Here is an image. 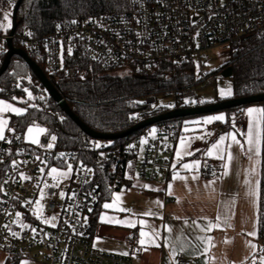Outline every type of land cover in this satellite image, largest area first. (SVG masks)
Wrapping results in <instances>:
<instances>
[{"label":"built area","instance_id":"built-area-1","mask_svg":"<svg viewBox=\"0 0 264 264\" xmlns=\"http://www.w3.org/2000/svg\"><path fill=\"white\" fill-rule=\"evenodd\" d=\"M263 34L264 0H127L122 11L77 17L57 25L42 38H33L26 30L18 39L29 56L44 60L45 71L51 76L61 73L68 79L83 78L85 70L68 65L69 58L77 54L102 67L106 74L120 76L140 73L165 61L193 63L202 83L211 85L215 78L203 74L209 66L202 63L204 51L226 47L233 54L248 38ZM194 86L174 91L180 96L167 112L202 106L200 100L195 105L185 102L197 96ZM144 104L137 123L160 108L156 95L145 97ZM231 121L242 122V118L234 116ZM174 133V125L162 122L147 127L142 138L124 145L85 139L88 154L84 157L79 150L34 145L7 134L0 141V164L5 165L12 154L16 156L0 184V247L9 255L42 259L48 264H132L129 256L93 246V219L103 199L98 174L112 172L116 180L119 176L126 180L132 165L139 181L168 176L173 169ZM68 165L72 166L69 179L54 186L58 175L51 169L67 172ZM43 187L46 213L58 218L55 227L36 217V200ZM128 244L135 247L137 239L131 238ZM176 264L192 261L178 253Z\"/></svg>","mask_w":264,"mask_h":264},{"label":"trees","instance_id":"trees-1","mask_svg":"<svg viewBox=\"0 0 264 264\" xmlns=\"http://www.w3.org/2000/svg\"><path fill=\"white\" fill-rule=\"evenodd\" d=\"M17 2L18 0H0V13L5 8H10L13 12ZM126 6L127 0H24L18 10V28L13 44L17 49L26 50L23 42L18 39L26 30L29 31L31 37L42 38L54 31L57 25L67 24L77 17L89 18L104 13L118 12L124 10ZM6 52L7 46L4 43V50L0 51V67ZM30 57L51 79L61 96L69 102L76 116L91 130L103 134L121 133L137 124L140 118L139 112L146 107L142 102L145 97L170 94L174 91L180 92L186 86L203 82L193 63L165 61L152 69L120 76L106 74L102 67L82 55L75 54L69 58L68 65H77L86 71V75L83 78L68 79L61 73L51 76L45 71L42 58L33 55ZM229 66L233 68L231 79L234 96L232 98L263 94L264 34L248 38L242 47L232 54L231 60L224 64L218 72L221 73ZM25 89L32 92L33 98L29 103H23L26 108L24 114L11 117L7 134L20 137L31 126L41 125L46 129L42 138L44 143L50 137L55 136L57 148L79 150L83 157L86 156L88 153L85 139L93 142L99 140L88 137L75 124L48 95L26 62L20 56L15 55L9 68L0 77V99L20 103L19 100L27 96L28 91ZM261 105L264 109V102ZM244 108L227 110L229 114H232L225 127L227 130H229L232 117H243ZM166 112V109L160 107L152 113L146 114L145 117L151 118ZM187 118L163 122L175 126L176 142L182 134V128ZM146 129L133 132L126 138L114 140V143L124 145L138 140L142 138ZM15 156L16 153L12 154L5 165L0 164V184L8 164ZM94 156L93 152L91 157ZM214 167L216 166L211 161H203V177L213 176ZM219 168L221 169V167ZM98 182L103 192L102 202H104L111 200L113 193L125 185L127 180L123 176H119L118 181L116 175L109 172L98 174ZM258 239L264 242V132L260 169ZM21 259L20 255L12 254L9 255L6 264H19Z\"/></svg>","mask_w":264,"mask_h":264},{"label":"crops","instance_id":"crops-1","mask_svg":"<svg viewBox=\"0 0 264 264\" xmlns=\"http://www.w3.org/2000/svg\"><path fill=\"white\" fill-rule=\"evenodd\" d=\"M0 101L23 109L22 114L26 111V108L18 103L4 99ZM15 115L17 114L14 112H0V118L7 121L4 129L5 139L11 117ZM30 128L34 129L31 137L38 140L43 138L44 134L37 131L36 125ZM22 139L32 143L28 130ZM210 161L214 166L218 165V169L221 167L219 173L205 178L202 165L200 171L190 174L186 198L182 199L185 202L181 203V206H179L181 199H178L180 193H177L175 188L169 187L180 178L178 175H175L178 178H173V169L168 176L160 174L158 182H156L158 178L154 181H140L136 187L132 182H127L116 191L133 186L130 188L134 192H125L122 200L114 199L112 196L111 200L102 202L95 213L93 246L100 251L129 256L132 264H176L178 253L190 259L192 264H252L257 259L256 264H260L259 255L264 254L260 251L264 249V242L258 239V226L256 235H249L252 232L246 224L247 211L243 192L242 190L232 192L221 175L224 172L223 165L212 159ZM193 176H197L198 179H192ZM145 185L149 187L146 188ZM105 204H110L112 207L105 208ZM120 209H125V211ZM149 211L152 215H144ZM218 215L221 216L222 221L219 227H214L211 231H200V228L205 227L209 221L215 224ZM228 217H230L228 223H223V220ZM129 221L134 222L135 226L129 227ZM185 221L188 223L186 224ZM193 221L196 224H193ZM197 224L199 227L196 226ZM165 225L172 228L171 233L166 231ZM153 229L161 234L157 241L160 247L137 251L140 231L151 232ZM204 236L212 238L211 244L201 242L199 237ZM133 237L137 239V244L135 247H130L128 242ZM165 238H167V243ZM250 243L256 247H251ZM205 247H207L206 252ZM172 248L176 253L174 257ZM125 252L128 255H123ZM8 257L9 254L0 247V264H6ZM19 264L48 263L42 259L25 257Z\"/></svg>","mask_w":264,"mask_h":264},{"label":"rangeland","instance_id":"rangeland-1","mask_svg":"<svg viewBox=\"0 0 264 264\" xmlns=\"http://www.w3.org/2000/svg\"><path fill=\"white\" fill-rule=\"evenodd\" d=\"M5 14H7V19L4 18ZM12 27V9L5 8L0 13V51L4 50V41L5 38L9 35L10 29ZM231 51L226 48H218L204 51L201 54L202 63H207L209 66L204 68L203 74L205 76H212L215 78V83L211 85H206L204 83H199L194 86L197 92V96L191 99H187L185 102H192L194 105L197 104V100H200L203 104H213L222 101L223 99L232 98L234 96V88L233 81L231 78L222 77L221 73L218 70L224 65L227 64L231 60ZM230 86L232 89V95L229 97L222 98L219 94V90L221 88ZM27 96L20 99L18 103L23 106V103L30 102L33 98V94L30 90L27 89ZM29 93H31V97H29ZM180 95L177 92H172L170 94H163L158 96V104L160 107L166 109L171 108L170 106H176L178 98ZM144 103V100H142ZM249 108H259L263 109V105L261 104H253L246 106L243 111L242 122H230L229 130L225 127L228 125L230 121V117L232 114H229L227 110L219 111L215 113L205 114L197 117L187 118L185 120V124L182 128V134L180 135L177 142L171 144L175 147V154L173 156V175H178L180 178L171 186V188H175L178 194L179 206L180 204L185 202L187 186L189 184L190 174L195 171H200L202 167L203 161H210L211 159L217 162H220L222 165L225 163L228 164V167L224 168L223 173H227L223 175L224 181L227 186L232 190V192H237L238 190H242L243 196L245 198L246 211H247V226L251 230V232H257L258 226V217H259V198H260V169H261V152H262V140H263V132H264V118L260 116L259 113H253L252 116L247 114V109ZM218 115H223L225 119L223 121L213 120L210 123H205L209 117H214ZM259 120L258 126L256 125V121ZM253 122L254 127L252 128V136L255 142L257 135H259V148L260 154L257 156L253 152H248L249 145L247 143V133L249 131V123ZM220 124L219 129H215V125ZM43 128L44 126L36 125V129ZM155 130L154 127H152ZM152 130V135L155 134V131ZM45 132L42 133L45 134ZM236 137V140L240 141V144L233 142L232 136ZM221 136L225 137V140L222 144H220V149H213V144L219 142V138ZM22 138V136H20ZM102 141V140H99ZM49 143L53 144L55 147L56 141H52L51 137L47 142L42 141V137L39 140V146L47 147ZM192 145H195L197 148H192ZM242 145V146H241ZM255 146V145H254ZM253 146V147H254ZM209 150L212 151V155L209 156L207 153ZM223 152L225 159H218V155L220 152ZM179 153V155H178ZM231 155V159H228V156ZM198 163V166L197 165ZM188 164L192 165L191 169H185L183 165ZM214 167V174L219 173V169H217L218 165ZM254 169V171H253ZM69 175L62 177L58 176L55 180H53L52 184L56 187H59L65 180L69 179ZM186 178V179H181ZM160 178L156 180L159 181ZM127 182H132L134 187L140 184L136 175L134 174L133 166H129L128 174L126 176ZM250 181V183L246 184L245 181ZM185 183L187 185H185ZM130 186V187H133ZM125 187V188H130ZM121 189L120 191H116L113 195V198L116 199L117 196L120 197L119 200L123 199L125 192H134L133 189ZM253 190L257 191V197L255 198V206H254V198L249 195V193ZM41 193H43V198H41ZM40 201L42 208L39 210V218L37 212L36 205V217L37 219L47 225L49 227H53V224L56 226L58 223L57 216H49L46 213V203L47 197L45 195L44 187L40 190V193L37 197L36 201ZM187 212V211H185ZM228 216V213H227ZM233 216V214H232ZM52 217H55V220H52ZM47 219L49 223H44V220ZM249 230V231H250ZM263 243V242H262ZM264 255V254H262ZM261 256V255H259ZM258 256V257H259ZM253 262L252 264H256Z\"/></svg>","mask_w":264,"mask_h":264},{"label":"water","instance_id":"water-1","mask_svg":"<svg viewBox=\"0 0 264 264\" xmlns=\"http://www.w3.org/2000/svg\"><path fill=\"white\" fill-rule=\"evenodd\" d=\"M24 0H18L16 3L13 12H12V27L10 29L9 35L5 39V43L7 46V52L4 57V60L0 67V77L3 75V73L9 68L11 60L13 56L17 55L20 56L26 64L31 69L32 73L36 76L40 84L43 86L45 91L48 93V95L54 100V102L64 110L66 114L75 122L76 125H78L81 130L90 138L95 140H102V141H114L121 138H126L131 133L136 132L138 130L156 125L158 123H162L168 120L173 119H183L187 117H197L205 114L215 113L219 111L229 110L233 108L238 107H246L253 104H261L264 102V93L255 95V96H249L244 98H231L219 101L218 103L213 104H207L202 106H197L194 108H188V109H174L167 113L148 118L142 122H139L129 128L128 130L117 133V134H103L99 132H95L91 130L87 125H85L73 112L71 109L69 102L64 99L61 94L58 92L56 87L53 85L52 81L47 77L43 69L31 59V57L25 52L23 49H17L15 48L13 44V39L15 37L16 30L18 28V10L23 3ZM233 74V68L231 66L227 67L221 72L222 77L225 78H231Z\"/></svg>","mask_w":264,"mask_h":264},{"label":"snow or ice","instance_id":"snow-or-ice-1","mask_svg":"<svg viewBox=\"0 0 264 264\" xmlns=\"http://www.w3.org/2000/svg\"><path fill=\"white\" fill-rule=\"evenodd\" d=\"M4 18L7 19V14H5ZM25 91H27V90L25 89ZM219 94H220V96L222 98L229 97V96L232 95V89H231L230 86L221 88L219 90ZM29 97H31V93H29ZM23 111H24L23 109L15 108V107H13V105H11L9 103H6L4 101H0V112H14L17 115H21L23 113ZM253 113H259L260 116L262 118H264V109H259V108H249V109H247V114L249 116H252ZM224 119H225V117L223 115H218V116H214V117H209L208 120L205 121V123H210L213 120L223 121ZM258 124H259V120L256 121V125L257 126H258ZM6 126H7V121L4 120V119H2V118H0V140H4L5 139L4 129H5ZM253 127H254V124H253V122L250 121V123H249V131L247 133V137H248L247 143L249 145L248 152H253L254 151L255 155L258 156L260 154V148L258 146L259 145V135H257V138H256V140L254 142L253 136H252V128ZM33 131H34L33 128H29L28 129V133L30 135L31 142L34 143V144H39V140L38 139H36L35 137H31V134L33 133ZM37 131L40 132V133H43V132L46 131V129L40 128ZM153 131H155V130H153ZM51 140L52 141H55L56 140V137L55 136H52L51 137ZM224 140H225V137L224 136H221L219 138V142L216 143V144H213L212 148L219 150L220 149V144H222ZM232 140H233V142L237 143L238 145L240 144V141L236 140V137L234 135L232 136ZM47 147L48 148H52L53 147V144L52 143H49L47 145ZM96 147H100V145L97 144ZM178 155H179V153H178ZM207 155L211 156L212 155V151L209 150V152L207 153ZM217 158L218 159H221V160H224L225 159L224 154H223L222 151L220 152V154L218 155ZM231 158H232L231 155H229L228 156V159L230 160ZM198 163L199 162H197V165L196 166H198ZM223 166L225 168H227L228 167V164L225 163ZM183 167L185 169H191L193 166L192 165L185 164V165H183ZM71 170H72V166L71 165H68V171L67 172H57V169L56 168H52L51 169V173L57 174L58 176L65 177V176L69 175V173L71 172ZM253 171H254V169H253ZM226 174L227 173L225 172V173H222L221 175H226ZM26 178L27 177H25V179ZM173 178L176 179L178 177L174 176ZM181 179H186V178H181ZM192 179L195 180V179H198V177L197 176H193ZM212 183H214V181ZM245 183L248 184V183H250V181H247L246 180ZM45 186L47 187V185H45ZM144 187L147 188L149 186L148 185H145ZM169 187L171 188V185ZM63 195L64 194L61 193V196H63ZM249 195L253 196V198H254V206H255V202H256L255 198L257 197V191L256 190H253V191H251L249 193ZM41 198H43V193H41ZM116 199L119 200L120 197L117 196ZM157 203H159V202L157 201ZM36 205H37V212H38V218H39V210L42 208V205L40 204V201L39 200L36 201ZM104 207L105 208H110V207H112V205L105 204ZM120 210L121 211H125V209H120ZM17 215H19V213ZM144 215H152V213L149 211V212L144 213ZM229 219H230V217L225 218L223 220V223L227 224L228 221H229ZM52 220H55V217H52ZM221 222H222L221 221V216L218 215L216 217V223L215 224H213L211 221H209L208 224L205 227H201L200 228V231L201 232L211 231L212 228L219 227L220 224H221ZM44 223H49V221L47 219H45L44 220ZM141 223H143V221H141ZM185 223L187 224L188 221H185ZM193 224H196V222L193 221ZM24 226L27 227V225H24ZM128 226L129 227H134L135 226V223L132 222V221H129L128 222ZM196 226L199 227L198 224ZM53 227H55L54 224H53ZM164 227H165V229H166L167 232H169V233L172 232V228L168 227L167 225H165ZM33 231H35V230L33 229ZM13 235H15V233H13ZM249 235L255 236L256 233L255 232H252V233H249ZM139 236H140V239L138 240L139 247H138L137 251H147L151 247H160V244L157 242L158 239L161 236V234H160L159 231H156L155 229L151 230V232H145L144 230H141L140 233H139ZM199 239L201 240L202 243H205V244H211V240H212V238L209 237V236L199 237ZM165 242L167 243V238H165ZM250 246L253 247V248L256 247V245L251 244V243H250ZM171 251H172V254H173V257H174L175 254H176L175 253V249L172 248ZM206 251H207V247H205V252ZM260 251L262 253H264V249H261ZM123 255H128V253L125 252V253H123ZM260 264H264V255H261L260 256Z\"/></svg>","mask_w":264,"mask_h":264}]
</instances>
